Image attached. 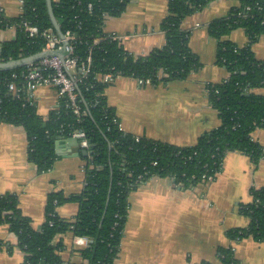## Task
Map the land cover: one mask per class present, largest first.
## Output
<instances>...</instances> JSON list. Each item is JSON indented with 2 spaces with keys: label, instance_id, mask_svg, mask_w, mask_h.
Instances as JSON below:
<instances>
[{
  "label": "trees",
  "instance_id": "16d2710c",
  "mask_svg": "<svg viewBox=\"0 0 264 264\" xmlns=\"http://www.w3.org/2000/svg\"><path fill=\"white\" fill-rule=\"evenodd\" d=\"M128 1L51 0L62 34L70 32L74 37L77 101L83 112L80 116L72 114L62 98L60 108L50 110L43 119L24 96L17 100L5 95L11 74H20L26 66L0 71V121L23 127L28 161L40 173L52 168L57 140L69 138L79 129L88 142L87 148H81L86 151L82 190L68 197L60 192L49 194L39 231L22 215L15 194L0 196V225H7L16 237L15 246L24 254L22 264H61L62 245L55 239L68 232L88 240L79 252L80 264H113L126 224L128 196L149 178H169L181 188H190L203 184V177L215 179L229 152L248 156L254 165L264 156L262 147L252 139L256 129H264V96L255 93L264 88V61L257 60L251 49L264 39V0H236L238 4L224 17L208 24V34L216 40L215 64L226 69L229 76L207 86L208 100L218 112L220 125L202 135L195 145L183 148L146 138L136 140L122 132L105 97L106 88L113 82H104L102 77L148 80L152 85L186 79L201 64L190 50V32L182 29V21L213 0H168L167 14L159 25L165 36L164 46L137 58L103 30L105 18L120 16ZM22 21L37 27L40 33L51 29L57 36L45 0H23L17 17L8 18L0 12V31L16 27L14 40L1 42V62L28 57L44 48L43 37H29L19 27ZM237 29L247 36L245 47L227 39ZM87 57L89 71L82 75L79 65ZM250 195L251 203L240 207L248 225L228 230L226 236L234 241L252 238L264 242V188L251 189ZM68 202L76 203L78 212L73 219H61L56 209ZM13 247L0 241V251L11 252ZM219 256L222 264H238L231 249L220 248Z\"/></svg>",
  "mask_w": 264,
  "mask_h": 264
},
{
  "label": "crops",
  "instance_id": "0c3cea01",
  "mask_svg": "<svg viewBox=\"0 0 264 264\" xmlns=\"http://www.w3.org/2000/svg\"><path fill=\"white\" fill-rule=\"evenodd\" d=\"M168 0H129L118 17H106L103 30L123 36V49L137 58L165 44L159 25L167 14ZM236 0H213L181 24L189 31V47L201 67L184 80L140 85L137 80L117 77L105 90L119 128L137 138L191 147L198 139L220 125L218 112L208 100L207 86L226 80L228 72L215 64L216 40L208 34V24L224 17ZM8 18L19 15V0H0ZM16 30L0 31V41H12ZM239 47L248 39L241 29L227 37ZM255 58L264 61V39L251 47ZM264 96V88L255 90ZM58 101L53 87L35 91L37 114L46 119ZM252 139L264 151V129H256ZM76 140L62 138L54 146L56 160L47 172H39L27 158V136L21 126L0 121V196L18 197L19 208L35 230L45 221L47 196L65 197L80 193L84 183L83 150ZM264 188V156L257 165L239 152H229L221 171L209 184L181 188L169 178L151 177L130 192L128 212L119 250L113 264H222L219 249H231L238 264H264V242L252 238L234 241L226 232L248 225L240 207L251 203V189ZM61 219H73L78 212L74 202L57 207ZM85 238L71 232L57 237L61 264H80ZM0 241L11 244V252L0 251V264H22L23 252L7 225H0Z\"/></svg>",
  "mask_w": 264,
  "mask_h": 264
},
{
  "label": "built area",
  "instance_id": "2783aa9c",
  "mask_svg": "<svg viewBox=\"0 0 264 264\" xmlns=\"http://www.w3.org/2000/svg\"><path fill=\"white\" fill-rule=\"evenodd\" d=\"M19 4L20 14L23 6V0H19ZM90 8L91 6H89V9ZM0 12H2L1 9ZM19 27L22 28V30L27 33L29 37L41 35L45 41V46L42 49L44 52L58 51L62 48V41L54 34L51 29L44 30L40 33L37 27L30 25L27 21H22L19 24ZM10 28H14L16 30L15 26ZM110 37L112 40L117 42H120L124 39L123 36L117 35H110ZM64 39L68 45L65 48L66 54L63 59L57 56L43 58L35 63L27 65L26 69L20 74L12 73L10 76V81L7 82L5 87V95L17 100H20L22 96H24L25 102H28L30 105L34 106L35 91L41 87H53L58 92V101L53 109L58 110L60 108L59 101L63 98L66 100L65 106L71 110L72 114L76 116L83 114L77 101L78 79L75 77V70L78 67V59L74 56V37L72 33L66 32L64 34ZM79 66L82 75L88 73L90 67V57H87V60ZM115 79H113L111 75H105L102 77V80L107 83H111ZM19 83L20 85H18ZM138 83L140 85L150 84L148 80L138 81ZM82 136L83 133L79 129H75L70 133L69 138L76 140L79 146L85 149L88 147V142L83 139ZM136 140H138L137 137ZM203 179V184H209L214 180V177H203ZM84 241H86V244L88 243L87 239Z\"/></svg>",
  "mask_w": 264,
  "mask_h": 264
},
{
  "label": "water",
  "instance_id": "95a60500",
  "mask_svg": "<svg viewBox=\"0 0 264 264\" xmlns=\"http://www.w3.org/2000/svg\"><path fill=\"white\" fill-rule=\"evenodd\" d=\"M46 2V8H47V13L50 19V22L58 36V38L62 41V48L58 51H51V52H39L37 54L28 56V57H24V58H20L17 60H11L8 62H0V71H10L16 68H20V67H24L27 65H30L32 63H35L43 58H47V57H53V56H57L61 59H63V57L66 54V50L65 48L67 47L68 43L65 41L64 39V35L62 34L61 30H60V26L53 14V10H52V5H51V0H45ZM77 143V141H75ZM83 154L86 155V151L83 150ZM110 191V190H109ZM106 205H107V201H106ZM97 240V238H96ZM96 240L94 241V249L96 246Z\"/></svg>",
  "mask_w": 264,
  "mask_h": 264
}]
</instances>
